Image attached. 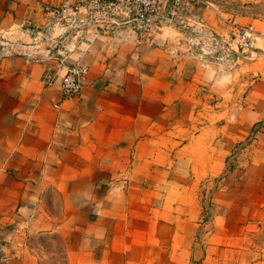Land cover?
Segmentation results:
<instances>
[{
    "label": "crops",
    "instance_id": "1",
    "mask_svg": "<svg viewBox=\"0 0 264 264\" xmlns=\"http://www.w3.org/2000/svg\"><path fill=\"white\" fill-rule=\"evenodd\" d=\"M63 1L0 0V264H188L263 220L264 51L221 41L264 36V0L165 7L147 40L127 19L63 24L45 11Z\"/></svg>",
    "mask_w": 264,
    "mask_h": 264
},
{
    "label": "built area",
    "instance_id": "2",
    "mask_svg": "<svg viewBox=\"0 0 264 264\" xmlns=\"http://www.w3.org/2000/svg\"><path fill=\"white\" fill-rule=\"evenodd\" d=\"M198 1L200 0H75L63 1L57 6H46L45 11L69 26L79 15H85L100 25H106L112 19H127L133 23L141 38L147 40L159 30L157 21L163 8L166 7L169 19H175L189 3L195 4ZM4 42L3 35L0 34V43ZM221 42V48L231 54L264 51V36L252 24L235 25L232 33ZM258 42L261 44L258 45ZM88 72L89 67L83 61L68 63L61 77L62 95L70 98L80 93ZM54 80L55 76L50 71L44 75L46 85L52 84Z\"/></svg>",
    "mask_w": 264,
    "mask_h": 264
},
{
    "label": "rangeland",
    "instance_id": "3",
    "mask_svg": "<svg viewBox=\"0 0 264 264\" xmlns=\"http://www.w3.org/2000/svg\"><path fill=\"white\" fill-rule=\"evenodd\" d=\"M217 240L188 264H264V219L239 224L228 238Z\"/></svg>",
    "mask_w": 264,
    "mask_h": 264
}]
</instances>
